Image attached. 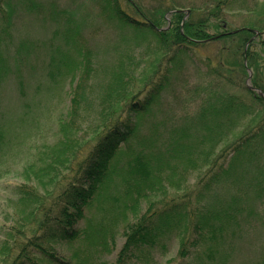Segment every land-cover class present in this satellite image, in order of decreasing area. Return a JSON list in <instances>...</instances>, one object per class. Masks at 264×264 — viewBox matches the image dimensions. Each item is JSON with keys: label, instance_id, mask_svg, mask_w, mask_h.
I'll return each instance as SVG.
<instances>
[{"label": "trees", "instance_id": "trees-1", "mask_svg": "<svg viewBox=\"0 0 264 264\" xmlns=\"http://www.w3.org/2000/svg\"><path fill=\"white\" fill-rule=\"evenodd\" d=\"M26 1L0 0V48L10 46L11 39L3 37L12 36L16 11L39 14L40 5ZM96 1L98 17L108 29L116 27L123 33L131 54H138L137 47L144 49L140 60L148 52L152 57L163 54L153 72L159 70L160 77L142 99L117 106L125 114L112 117L86 156L70 153L72 139L66 136L70 124H61L64 139L54 146L51 162L32 169L31 183L15 185L12 199L6 200L0 264H103L101 257L111 251L116 231L129 213H135L140 199L150 200L167 187L182 194L161 203L148 201L147 213L124 236L116 263L158 264L157 253L178 239L177 264H225L232 247L244 242L246 229L264 227V101L247 87L250 71L248 85L264 95V39L256 41L253 30L246 27L208 33L218 29L229 0H123L125 9L120 0ZM60 16L65 22L62 42L71 50L52 47L50 67L63 68L73 77L81 63L69 52L82 59L85 53L77 42L80 28L72 16L54 10L49 21L59 26ZM258 30L257 36L264 34V27ZM207 45L213 47L212 54L201 52ZM32 53L20 42L11 68L0 50V86L12 69L19 72L25 66ZM54 53H60L57 61ZM186 61L198 72L188 100L197 109L166 128L156 121L155 109ZM114 82L119 85L110 88L109 97L126 84L119 72ZM124 91L117 95L124 96ZM71 102L76 112L75 97ZM248 119L254 124L220 148ZM6 146L0 129V160ZM68 156L73 157V167L57 177V164ZM121 159L125 164L121 173L126 176L112 181L116 171L110 170ZM191 172L200 176L196 189L187 194L182 181ZM53 244L71 255L58 257L49 250ZM260 252L255 264H264V242Z\"/></svg>", "mask_w": 264, "mask_h": 264}, {"label": "rangeland", "instance_id": "rangeland-1", "mask_svg": "<svg viewBox=\"0 0 264 264\" xmlns=\"http://www.w3.org/2000/svg\"><path fill=\"white\" fill-rule=\"evenodd\" d=\"M29 1L40 5L39 14H29L25 10H22L23 13L16 11L14 25L12 24L10 29L13 31L12 36L10 34L8 38L3 37L5 41L11 39L10 46L5 49L6 52L5 47L0 48L8 58L11 68L14 50L20 42H25L33 51L25 66L23 65L19 72L12 69L1 81L0 86V129L3 130L7 140V146L0 160V228L5 223L3 215L9 210L6 209V200L13 197L12 188L18 184L31 183L33 179L31 170L37 166H44L53 159L54 146L64 139L61 124H70L69 131L66 132V136L72 139L69 144L70 153L86 156L91 146L97 142L96 135H101L113 120L112 117L116 118L121 114L117 106L123 107L135 97L142 99L158 81L160 71L158 70L155 75L153 72L158 59L163 56L160 52L152 57L151 52H148L140 60L138 54L144 50L141 47H137L138 54H131L123 33L116 27L108 29L106 21L98 17L96 0H27L25 3ZM229 2V11L224 12L220 25L216 26L218 29L208 31L210 35L217 30L222 33L244 27L256 32L259 31L258 29H263L264 0H237L236 3L234 0H229ZM120 5L125 9L123 0H120ZM52 10L61 12L65 16H72L80 28L77 42L85 53H82V59L73 51L69 52L71 58L81 63L77 65L73 77L63 68L50 67L48 51L52 47H60L61 52L71 50L63 43L62 26L65 22L60 19L62 16L56 18V21L60 19L59 26L49 21ZM126 10L129 13L133 12L130 9ZM184 10L189 14V10L186 11V8ZM222 24L226 25L225 30L222 29ZM262 39L264 34L255 37L256 41ZM127 41L131 44L128 39ZM255 49L257 52L260 51L258 47ZM201 52L212 54L213 47L204 46ZM59 54L54 55L55 61L58 60ZM118 72L122 74L126 84L122 89L112 90L109 97L110 88L114 89L119 85L114 82ZM175 77L182 82L176 83L177 80L173 82L171 87H168V92L163 94L159 107L155 109L156 121L162 122L166 128L176 125L187 111L193 112L197 109L196 104L191 105L188 102L189 97L193 96L190 91L192 85L198 83L195 64L186 61L183 71ZM123 90H125L124 96L119 97L117 94ZM74 97L77 102L76 112L72 111L74 106L71 100ZM124 114L122 113L121 116ZM245 122L220 148L230 145L240 134L249 129L248 125L254 124L252 119ZM94 139L95 142L92 141ZM72 158L68 156L67 161L57 164V177L67 173L72 166L70 163ZM123 167H125L124 159H121L117 168L110 170L116 171L111 176L112 181L126 176L121 173ZM199 176L197 172L185 175L182 185L187 194L193 193L196 189ZM181 191H173L167 187L154 192L149 198L161 203L168 197L182 194ZM150 200L140 199L135 213H129L132 215H129L126 222L116 231L111 251L101 257L103 264H117V255L125 241L124 236L131 228L136 227L140 217L147 213ZM190 207L196 208L197 205L191 204ZM245 235L244 242L232 247L225 258V264H255L261 258L260 248L264 242V227L250 228V231L246 229ZM179 249L178 239H173L165 251L157 253V263L177 264L181 260ZM49 250L58 257H69L72 253L54 244Z\"/></svg>", "mask_w": 264, "mask_h": 264}, {"label": "water", "instance_id": "water-1", "mask_svg": "<svg viewBox=\"0 0 264 264\" xmlns=\"http://www.w3.org/2000/svg\"><path fill=\"white\" fill-rule=\"evenodd\" d=\"M187 13H188V11H187ZM255 34L257 35L256 32H255ZM249 79H250V76H249L247 82L249 81ZM248 89H249L250 91H254L255 93H257V94L259 95V97L262 98L263 101H264V95L262 94L261 91H259V90H257V89H254V88H252V87H250V86L248 87Z\"/></svg>", "mask_w": 264, "mask_h": 264}]
</instances>
